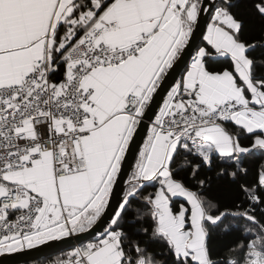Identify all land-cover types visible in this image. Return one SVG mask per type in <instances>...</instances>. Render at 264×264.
Here are the masks:
<instances>
[{
	"label": "snow or ice",
	"instance_id": "obj_1",
	"mask_svg": "<svg viewBox=\"0 0 264 264\" xmlns=\"http://www.w3.org/2000/svg\"><path fill=\"white\" fill-rule=\"evenodd\" d=\"M264 264V0H0V264Z\"/></svg>",
	"mask_w": 264,
	"mask_h": 264
},
{
	"label": "water",
	"instance_id": "obj_2",
	"mask_svg": "<svg viewBox=\"0 0 264 264\" xmlns=\"http://www.w3.org/2000/svg\"><path fill=\"white\" fill-rule=\"evenodd\" d=\"M69 246L63 243H53L51 245L43 246L41 250H33L28 254H22L18 259L20 264L29 263L40 258L48 257L55 253L62 252L65 249H68ZM5 258L0 257V261Z\"/></svg>",
	"mask_w": 264,
	"mask_h": 264
},
{
	"label": "trees",
	"instance_id": "obj_3",
	"mask_svg": "<svg viewBox=\"0 0 264 264\" xmlns=\"http://www.w3.org/2000/svg\"><path fill=\"white\" fill-rule=\"evenodd\" d=\"M68 249H65V250H63L62 252H59V253H55V254L50 255L48 257L40 258L38 260L29 262V263H24V264H50L51 261L55 260L58 256H61Z\"/></svg>",
	"mask_w": 264,
	"mask_h": 264
}]
</instances>
